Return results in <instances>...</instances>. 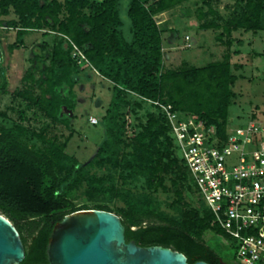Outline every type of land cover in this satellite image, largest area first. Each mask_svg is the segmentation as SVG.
Listing matches in <instances>:
<instances>
[{"label": "trees", "instance_id": "trees-1", "mask_svg": "<svg viewBox=\"0 0 264 264\" xmlns=\"http://www.w3.org/2000/svg\"><path fill=\"white\" fill-rule=\"evenodd\" d=\"M122 1L0 0V28L3 18L14 15L7 27L17 31L19 38L30 32L55 37L50 67L38 81L41 95L26 98L52 124L73 132L77 88L85 68L112 85V99L102 119L105 141L86 164L68 153L69 139L64 144L48 141L47 152L38 153L22 144L29 135L26 127L0 124V214L21 235L26 250L22 264H49L47 248L57 224L75 211L114 214L107 205L113 202L123 205L116 215L126 229L127 243L171 249L183 254L187 264H225L205 240L207 233L225 235L200 201L165 116L147 101L171 105L180 115H193L225 139L229 107L235 98L232 88L238 81L232 74L231 57L225 54L221 62L204 68L165 71L163 31L155 17L192 0H130L131 42L122 31ZM200 1L208 9L200 12V20L221 18L212 0ZM235 7L223 27L213 21L200 27L202 31L223 30L216 40L228 50L234 33H264V0H237ZM70 42L83 52L88 65L81 67L72 58ZM16 48L4 50L0 44V99L11 90L10 63L2 62ZM141 110L147 122L134 126L133 118ZM96 169L107 174L99 176ZM82 184L93 209L77 208L68 199ZM138 186L141 192L133 189ZM159 192L174 196L166 204L171 212L164 211L155 197ZM186 193H195L198 209L188 206Z\"/></svg>", "mask_w": 264, "mask_h": 264}, {"label": "rangeland", "instance_id": "rangeland-1", "mask_svg": "<svg viewBox=\"0 0 264 264\" xmlns=\"http://www.w3.org/2000/svg\"><path fill=\"white\" fill-rule=\"evenodd\" d=\"M212 1L213 7L220 14V19L210 17L204 21L200 20L198 17L200 12L208 11L200 0L184 3L155 18L163 31L165 71H181L191 66L204 68L211 63L221 62L225 54L230 55L232 74L238 79L232 88L235 98L229 107L228 130L232 131L251 120L264 121V33L242 31L234 33L232 46L229 50L226 49L216 40L223 30L202 31L200 27L204 24L212 25V21L223 27L234 13L237 0ZM129 2L130 0L122 1L120 19L123 22L122 31L125 39L131 42V21L127 16ZM13 20H15L14 15L3 18L4 25L0 28L2 48L5 50L10 46H17L12 56H6V61L2 62L4 65L10 63L11 90L8 95L0 99L2 115L0 124L5 128L26 127L29 135L22 140V144L38 153L47 152L48 141L64 144L69 139L68 153L75 156L81 164L88 163L101 142L105 141L102 119L112 99V85L103 81L94 70L85 68L77 88L79 104L75 111L73 132H69L63 126L52 124L36 108L30 106L26 98H36L41 95L38 81L41 72L50 67V50L55 44V37L42 32H30L25 37L19 38L17 31L7 27ZM29 75H33V79H30ZM93 118L98 120V125H91L90 120ZM146 122L144 110L139 112L138 117L133 118L134 126ZM106 172V170H95L99 176H104ZM169 180L170 177L167 181L168 186H170ZM133 189L136 192L142 191L140 186ZM85 191L86 186L82 184L68 195V199L77 208L93 209L94 204L88 201ZM155 197L163 203L164 211L171 212L166 204L174 201L173 195L169 198L159 192ZM185 199L190 208H199L195 193H186ZM107 205L115 215L117 210L123 208V205L116 202ZM205 240L223 258L225 264H239L236 262L235 251L221 238L207 233Z\"/></svg>", "mask_w": 264, "mask_h": 264}, {"label": "built area", "instance_id": "built-area-1", "mask_svg": "<svg viewBox=\"0 0 264 264\" xmlns=\"http://www.w3.org/2000/svg\"><path fill=\"white\" fill-rule=\"evenodd\" d=\"M70 44L77 64L88 65L83 52ZM147 102L165 116L200 201L226 238L216 237L235 251L237 263L264 264V121L251 120L222 139L215 127L193 115ZM90 123L96 126L98 120Z\"/></svg>", "mask_w": 264, "mask_h": 264}, {"label": "water", "instance_id": "water-1", "mask_svg": "<svg viewBox=\"0 0 264 264\" xmlns=\"http://www.w3.org/2000/svg\"><path fill=\"white\" fill-rule=\"evenodd\" d=\"M16 227L0 214V264H22L26 250ZM49 264H187V258L163 247L127 243L121 219L89 210L66 216L50 235ZM207 264V263H196Z\"/></svg>", "mask_w": 264, "mask_h": 264}, {"label": "crops", "instance_id": "crops-1", "mask_svg": "<svg viewBox=\"0 0 264 264\" xmlns=\"http://www.w3.org/2000/svg\"><path fill=\"white\" fill-rule=\"evenodd\" d=\"M101 78V77H100ZM104 81V80H103ZM109 83V82H108Z\"/></svg>", "mask_w": 264, "mask_h": 264}]
</instances>
